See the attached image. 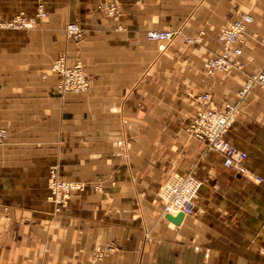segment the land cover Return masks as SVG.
<instances>
[{"label":"crops","instance_id":"1","mask_svg":"<svg viewBox=\"0 0 264 264\" xmlns=\"http://www.w3.org/2000/svg\"><path fill=\"white\" fill-rule=\"evenodd\" d=\"M46 3L47 21L16 45V75L0 76V264H264V89L237 95L264 70V0ZM241 15L253 18L242 67L208 75L220 31ZM70 21L84 29L77 42ZM152 30L176 34L150 41ZM61 54L82 63L88 93L58 92ZM204 92L238 105L227 139L249 155L242 172L187 131ZM51 165L87 185L61 214L46 201ZM188 174L201 184L194 212L175 223L162 189Z\"/></svg>","mask_w":264,"mask_h":264},{"label":"built area","instance_id":"2","mask_svg":"<svg viewBox=\"0 0 264 264\" xmlns=\"http://www.w3.org/2000/svg\"><path fill=\"white\" fill-rule=\"evenodd\" d=\"M251 21L250 15H244L222 31L220 39L225 46L224 53L207 61L206 69L209 74L219 69L229 70L233 66H238L231 57L233 54L239 55L241 53L239 43L242 41L247 24ZM77 30L69 27L68 32L72 35L75 32L78 33ZM174 35V31H149L147 38L167 42L172 40ZM241 67L242 65H239V68ZM55 69L61 77L58 85L59 92H87L89 90L90 81L81 66L68 67L65 59L62 58L57 61ZM254 86L264 89V71L249 75L243 87L238 91L239 97H246ZM193 99L196 112L192 122L187 126L188 131L196 138L205 141L208 147L219 152L223 156V163L226 168L242 172L248 154L227 139V134L235 121L236 113H238V106L228 103L225 109L221 111L212 105V97L208 94L194 95ZM200 185V181L193 174H188L182 179L168 183L162 189V197L166 201L167 211L192 214L194 212V196Z\"/></svg>","mask_w":264,"mask_h":264},{"label":"rangeland","instance_id":"3","mask_svg":"<svg viewBox=\"0 0 264 264\" xmlns=\"http://www.w3.org/2000/svg\"><path fill=\"white\" fill-rule=\"evenodd\" d=\"M11 1H16V0H11ZM106 12L110 16L115 17V18H117L118 14H119L118 8L114 5L109 6L106 9ZM48 16H49V10L47 8L46 0H20V2L18 4H14L13 2H9L8 4H4V5L0 4V76L1 75H5V76L16 75L17 68L13 67V65H12L15 63L14 55L16 53V48H17L16 45L19 43V40H21V42H22L23 39L30 38L29 34H28L29 31L42 26L47 21ZM242 16H244V15H241V17L239 19H241ZM252 21H253V18H252ZM235 22L231 23L227 27H224L218 35V42L223 46V48L225 46L223 45V41L220 39L221 33L224 29L230 27ZM69 27H71L73 29H78L77 31H79V32L78 33L75 32L74 34L70 35L68 32ZM246 30H247V26L245 28V32H244V35L242 37V41L239 43L240 48L244 44ZM64 31H65L66 38L69 39L70 41L77 42L80 39H82L84 36V29L82 28V26L79 24L78 21L68 22L64 27ZM152 31H161V30H152ZM166 31H174V30H166ZM174 32L176 34V31H174ZM147 33H146V38H147ZM173 38H172V40H173ZM172 40H170V41H172ZM187 40L191 41L190 39H187ZM150 41H156V40H150ZM170 41H167V42H170ZM194 41H197V39H194ZM262 44L264 46V39L262 40ZM223 53H224V50H223L222 54ZM220 55L221 54H219L215 57H212V58L219 57ZM236 56H238V55L233 54L231 59L233 60L234 57H236ZM62 58L65 59V63H66V65H68V67L81 66L84 73L87 75V77L90 81V77L87 74V72L85 71V69H84V67L80 61H77L74 64H70L68 61L67 55L61 54L57 57V59L54 61L53 65H52V71H54L58 75L59 83H60L61 77H60V74L57 72V69H55V67H56L57 61L59 59H62ZM212 58H210V59H212ZM210 59H208L207 61H209ZM207 61L205 62V71L208 75L213 76L219 71H226V70L219 69V70L215 71L214 73L209 74L207 69H206ZM233 62L236 63L235 60H233ZM239 65H241V64H238V66H233V67L239 68ZM261 71H264V70H261ZM59 83H58V85H59ZM58 85H57V90H58ZM89 85H90L89 90L87 92L70 91V92L61 93V92H59V90H58V92L61 95H64L66 93H88L90 91V88H91V83H89ZM203 94L210 95L212 97V105L216 109L221 110V111L225 109V107L228 103H231V102H227L225 104L224 108L220 109V108L215 106L213 96L210 93L204 92V93H198V94H194V95H203ZM237 95H238V92H237ZM238 97H239V95H238ZM240 99H243V98H240ZM192 103H193V105L195 104L193 97H192ZM231 104L237 105L236 103H231ZM236 115H237V113H236ZM2 127H6V126H5V124L1 123V117H0V145L3 144L8 137L7 130L2 128ZM187 131H188V128H187ZM240 150H242V149H240ZM242 151H244V150H242ZM248 158H249V155H248ZM245 161H244V163H245ZM244 170H245V167H244ZM86 186H87L86 183L83 181L69 180V179L63 178L60 174L59 165H51L49 168V171H48V178H47L46 201L53 206L55 213L61 214L68 207V205H69L72 197L74 196V194L77 192L83 191L86 188ZM75 264H83V263L78 262Z\"/></svg>","mask_w":264,"mask_h":264},{"label":"water","instance_id":"4","mask_svg":"<svg viewBox=\"0 0 264 264\" xmlns=\"http://www.w3.org/2000/svg\"><path fill=\"white\" fill-rule=\"evenodd\" d=\"M184 213L180 212L177 216H172V215H167L166 217L172 221H174L175 223L180 222V220L183 218Z\"/></svg>","mask_w":264,"mask_h":264}]
</instances>
